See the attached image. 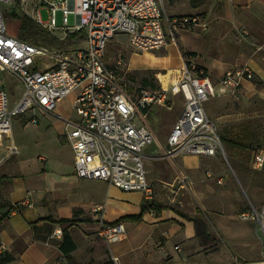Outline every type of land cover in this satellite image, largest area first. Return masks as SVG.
Here are the masks:
<instances>
[{"label":"built area","instance_id":"2783aa9c","mask_svg":"<svg viewBox=\"0 0 264 264\" xmlns=\"http://www.w3.org/2000/svg\"><path fill=\"white\" fill-rule=\"evenodd\" d=\"M28 2L33 5L30 17L57 41L83 34L86 47L50 49L8 35L2 4L18 6L23 12ZM39 5L48 9L46 22L40 18ZM57 11L61 12L60 26L56 25ZM70 14L74 15V25H68ZM194 27L205 29L207 24L193 16L169 17L161 0H0V70L16 76L24 86L20 102L10 109L0 79V140L10 132L14 116L29 110L51 114L77 90L72 103L76 119L64 120L75 175L106 182L124 192H141L145 200H150L152 188L144 167L149 157L143 151L155 142V136L146 124L148 109L169 108L175 97L182 99V110L166 143L165 158L222 156L225 152L204 103L217 93L238 90L243 82L252 81L254 74L247 67L229 69L215 85L186 56L178 77L168 88L150 89L134 86L122 54L107 63L106 47L111 38L123 35L134 52L158 51L168 39H174L178 30ZM57 31L63 36L56 35ZM30 123L36 124L37 118L33 116ZM11 150L16 152L14 146ZM250 167H264V149L252 148ZM177 180L183 187L187 176L181 174ZM218 183H222L221 178ZM25 204L31 206L30 202ZM101 211V207L93 209L99 223L98 235L107 242L119 241L125 233L124 226L105 223ZM248 217L256 219L264 240V203L243 214V218ZM55 234L60 236L61 232ZM5 249L0 244V253Z\"/></svg>","mask_w":264,"mask_h":264},{"label":"crops","instance_id":"0c3cea01","mask_svg":"<svg viewBox=\"0 0 264 264\" xmlns=\"http://www.w3.org/2000/svg\"><path fill=\"white\" fill-rule=\"evenodd\" d=\"M162 4L161 0V7L169 17L193 16L207 24L205 29H180L174 39H169L166 47L176 43L181 64L188 54L215 85L227 70L241 67L249 68L254 79L264 80V0H166ZM83 45L86 47L85 40ZM160 58L162 63L168 59ZM164 70L167 74L162 76V84L166 81L167 88L178 77L180 68ZM252 81L243 82L240 88L249 87ZM65 100L53 113L32 111L27 120L30 123L35 116L37 123L33 125H39L37 114L47 115L40 125L42 129L50 132L59 129V124L60 142L64 148L71 149L63 129L64 120L73 118L68 112L72 104L64 108L63 115L58 110ZM11 145L18 152L15 144ZM7 150L16 153L9 146ZM55 158L56 164L49 167L44 157H37L40 164L35 170L42 172L44 178L32 185L15 179L22 168L17 160L13 161L17 174L9 180L0 177V215L9 206H20L0 225V244L6 246L0 254L13 258L6 264H264V240L256 219L243 218L242 211L232 209L212 210L199 217L169 209L153 215L146 213L139 221H121L125 233L119 241L107 242L98 235L99 223L93 208L103 206L101 213L106 223L134 216L140 212L142 193L124 192L100 180L78 178L73 155L68 168L61 157ZM148 159H156V155ZM73 216L77 223L68 233L75 249L65 256L59 250L61 226L41 218L58 221ZM195 217L207 223L212 242L203 243L195 237L190 220ZM58 230L60 236L55 234Z\"/></svg>","mask_w":264,"mask_h":264},{"label":"rangeland","instance_id":"374dc122","mask_svg":"<svg viewBox=\"0 0 264 264\" xmlns=\"http://www.w3.org/2000/svg\"><path fill=\"white\" fill-rule=\"evenodd\" d=\"M162 3L164 6L166 0H162ZM32 8L33 5L30 2L23 6V12L18 6L12 7L7 4L1 6L3 15L5 12L16 10L19 14L32 16ZM39 15L43 22L48 21L49 13L45 5H39ZM55 19L56 25L60 26L62 24L60 11L56 12ZM74 22V15L70 14L68 25H74ZM7 28L15 31L18 24L10 20ZM56 35L63 36L61 31H57ZM54 42L56 43L57 40L55 39ZM83 42L84 36L75 35L74 38H67L63 42L58 41L51 48L85 47ZM117 54L123 55L128 77L133 78L134 86L143 85L150 89H159L161 86L164 87L162 76L167 74V71L163 69L181 68L178 48L174 42L159 51L134 52L125 36H114L106 47V62L112 63ZM161 56H167L168 59L162 63ZM163 66L165 68H162ZM0 79L12 109L23 97L24 86L16 76L5 70H0ZM76 93L77 90L69 94L61 104L58 109L61 115L66 113L64 108L71 106ZM204 108L215 124L219 139L221 136L228 140L244 138L250 142V147L264 149V80L254 79L250 86L244 89L217 93L215 97L204 103ZM181 110L182 99L177 96L169 108L151 106L147 111L146 124L154 133L155 142L147 146L143 154L146 158L156 155V159H146L144 162L147 182L152 188L151 198L171 211L198 217L212 210L232 209L246 213L253 208H258L264 202V167L260 170L250 167L251 148V150H241L220 140L225 152L222 156H178L169 159L164 157L168 137ZM68 112L72 119L76 118L74 110L71 109ZM32 113L29 110L25 114L14 116L11 130L2 137L0 145V177L4 176L7 180L14 177L17 171L13 161L17 160L22 164V168L15 179L29 185L44 178L41 175L42 172L35 170L36 165L40 164L37 161L39 155L49 162V167L56 164V156L63 159L65 168H68L72 159V153H69L71 149L64 148L60 142L61 126L58 124L59 129L46 132L40 125L47 115L37 114L40 124L33 125L27 120ZM12 143L15 144L18 152L10 154L7 148L8 146L12 148ZM179 159L181 163L177 164ZM195 162H197L195 166L187 168ZM181 174L187 176L186 185L183 187L177 180ZM220 178L221 184L218 183ZM4 186L7 191V184ZM95 207H101L103 210L101 205ZM148 213L153 215L156 212L152 210ZM118 223L123 225L121 221L115 224Z\"/></svg>","mask_w":264,"mask_h":264},{"label":"trees","instance_id":"16d2710c","mask_svg":"<svg viewBox=\"0 0 264 264\" xmlns=\"http://www.w3.org/2000/svg\"><path fill=\"white\" fill-rule=\"evenodd\" d=\"M4 21H5V27H6V32L8 35H11L13 37H16L20 40H23L25 42H28L33 45H38V46H44V47H54L55 39L51 33L47 32L43 28H41L30 16L26 14H19L16 12V10H13L11 12H5L3 15ZM13 20L18 24V28L15 31H10L7 28V23ZM83 36V34H81ZM70 37H75V35H69L67 38ZM65 38V39H67ZM63 42V41H62ZM61 43V42H60ZM62 44V43H61ZM52 49V48H51ZM188 55V54H187ZM186 55V56H187ZM133 80V78H132ZM143 86V85H141ZM146 87V86H143ZM222 142L229 143L233 147L240 148L241 150H251L253 147H250V142L244 138H241L240 140H228L225 137L221 136L220 137ZM251 148V149H250ZM20 206L17 204H14L12 206H9L7 210L2 213L1 218H0V225L1 223L6 220L9 216V214L12 211L19 210ZM168 209L164 206L159 205L156 200L150 199V200H145L143 198L141 202V207H140V212L137 215L134 216H123L119 219H117L114 222H110L108 224H115L117 222L123 221V220H131V221H139L142 219L143 215L148 213L150 210H153L157 213L161 212L162 210ZM41 220H48L52 221L55 224H58L62 228V241L61 245L59 247V250L61 253L65 256H68L69 253L74 251L75 245L72 242L68 229L71 228L72 226L76 225L77 220L73 216L72 218L69 219H60V220H53L52 218H41ZM193 222L194 228H195V237L200 240L203 243H210L214 239L212 238L211 234H209L207 230V223L204 221V219L195 217L190 219ZM4 254V253H3ZM0 254V264H6L11 261H13V258L11 256H4L2 257ZM105 264H110V262L105 263Z\"/></svg>","mask_w":264,"mask_h":264},{"label":"bare ground","instance_id":"6f19581e","mask_svg":"<svg viewBox=\"0 0 264 264\" xmlns=\"http://www.w3.org/2000/svg\"><path fill=\"white\" fill-rule=\"evenodd\" d=\"M163 86L166 88V81L163 82Z\"/></svg>","mask_w":264,"mask_h":264}]
</instances>
